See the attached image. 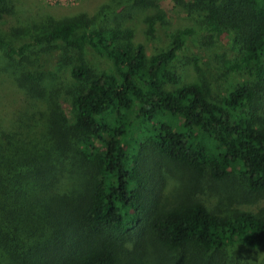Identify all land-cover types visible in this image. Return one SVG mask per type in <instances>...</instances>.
I'll use <instances>...</instances> for the list:
<instances>
[{"label":"trees","instance_id":"trees-1","mask_svg":"<svg viewBox=\"0 0 264 264\" xmlns=\"http://www.w3.org/2000/svg\"><path fill=\"white\" fill-rule=\"evenodd\" d=\"M163 1L0 32V264H264V0Z\"/></svg>","mask_w":264,"mask_h":264},{"label":"rangeland","instance_id":"rangeland-1","mask_svg":"<svg viewBox=\"0 0 264 264\" xmlns=\"http://www.w3.org/2000/svg\"><path fill=\"white\" fill-rule=\"evenodd\" d=\"M16 1V8H17V15L15 18H9L4 21L2 25H0V32H4L6 29H8L10 26L13 27V24L16 23L17 20L21 21V27H26L27 20L28 21H34L36 23V20H40L45 15H52L55 17H64V16H70L75 15L80 12H86L89 14H94L97 7L104 3V1L107 0H15ZM170 0H164L162 2V5L165 8H170L171 6ZM183 13L180 10H176L173 14H169V17H174L176 21L183 18ZM136 24V32H137V38L136 40L138 42L144 43L147 47L148 53H152L153 50L157 47L156 46V40H151L145 35L144 30L146 26L144 24H141L138 21H134ZM4 25V26H3ZM206 54H202V57L206 59V61L209 59L210 55L213 54V51L210 49L206 50ZM187 57H192L193 53L192 51L189 53H186ZM54 62L53 55H50L46 63L50 67L52 63ZM186 63V59L179 58L177 64H181L183 67ZM4 67V65H2ZM1 67V68H2ZM183 71H187V78L191 79L194 76V72L191 69V67H184ZM191 71V72H189ZM24 94L18 89V87L14 84L13 80L8 76L7 73H4L3 70L1 71V77H0V111L8 117V119H12L17 112L23 111L25 107L28 105L29 100L24 99ZM22 112H19L21 114ZM238 175V174H236ZM241 177H232L234 181L240 182ZM231 183V182H230ZM213 190H209V194L207 195L208 201L211 207L215 208L219 206V200L225 195V199L227 198V195L224 192L223 183H218V185H215ZM242 197H240L241 199ZM244 198V196H243ZM246 205V204H242ZM235 206H237L235 204ZM248 207H257L262 208V202L256 204L253 206V204H247ZM240 207V206H239Z\"/></svg>","mask_w":264,"mask_h":264}]
</instances>
